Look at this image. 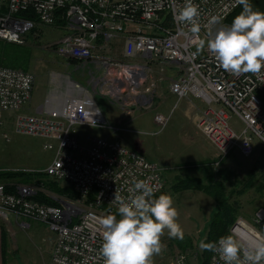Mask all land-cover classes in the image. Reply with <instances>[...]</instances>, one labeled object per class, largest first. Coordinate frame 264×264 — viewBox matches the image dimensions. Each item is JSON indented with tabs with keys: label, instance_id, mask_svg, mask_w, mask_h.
Listing matches in <instances>:
<instances>
[{
	"label": "built area",
	"instance_id": "2783aa9c",
	"mask_svg": "<svg viewBox=\"0 0 264 264\" xmlns=\"http://www.w3.org/2000/svg\"><path fill=\"white\" fill-rule=\"evenodd\" d=\"M185 0H0V39L24 44L26 35L37 25L54 26L61 19L65 34L56 51L88 68L92 94L71 82L76 95L60 96L53 107L46 102L44 113L21 111L33 91L34 76L29 71L0 66V126L4 113H13L11 130L20 135L46 140L45 149L54 157L43 172L55 183L70 186L77 194L57 206L34 200L26 188L10 193L0 182V219H30L54 233L48 264H103L99 256V221L117 213L112 202L116 190L129 195L133 180H147L157 196L164 175L156 161L120 138L87 136L82 145L77 126L102 127L106 118L95 102V95L108 100L124 114L153 110L158 80L156 74H169L168 89L177 102L188 97L204 101L196 126L220 157L232 148L249 157L259 144L264 148V70L232 75L224 71L200 41L226 23L228 15L240 4L237 0H193L199 8L200 32L175 17ZM33 11L35 20L19 13ZM220 23H210L212 17ZM28 36V35H27ZM122 42L117 55L114 44ZM169 110V111H170ZM155 111L153 122L164 128L170 113ZM237 122L239 128L233 124ZM5 140L7 133L2 134ZM93 198L89 200L90 193ZM60 197V196H59ZM119 219V216H117ZM254 227L239 220L229 228L244 247L264 240V209L254 214ZM24 226V224H21ZM219 239V238H218ZM217 239V240H218ZM176 264H186L179 255ZM208 264H223L211 252Z\"/></svg>",
	"mask_w": 264,
	"mask_h": 264
},
{
	"label": "rangeland",
	"instance_id": "374dc122",
	"mask_svg": "<svg viewBox=\"0 0 264 264\" xmlns=\"http://www.w3.org/2000/svg\"><path fill=\"white\" fill-rule=\"evenodd\" d=\"M64 34L65 29L59 24L37 25L27 34L28 36L26 35L27 41L21 44L30 51L26 70L34 76L33 89L36 98L42 97L44 100L52 82L89 80L88 68L79 67L76 61H71L57 53L56 44ZM121 48L122 42L119 41L114 44L112 53L119 54ZM156 77L158 84L162 80L170 79L169 74H156ZM156 96H159L158 91ZM98 101L101 112L107 120L106 123L102 127L80 128L86 133L90 131L95 135H102V130H112L125 145L141 151L146 157L156 161L164 175V183L159 195L170 194L174 201L173 206L179 212L178 223L181 222L180 217L183 219L184 225L181 226L184 232L183 239L170 238L165 230L161 237V243L165 247L160 254L153 257V264H176L175 260L179 255H184L186 264H202L205 261L211 251L201 250L199 245L201 242H215L218 239L217 237L210 241L209 233L210 220L218 206L216 196L221 191L223 201L226 202L225 206L232 209L235 220L249 227H256L254 214L258 209H264L263 147L258 144L249 157L242 156L237 148H232L226 156L220 157L211 143L199 132L196 126L198 116L196 117L192 109L187 112L180 110L173 119L175 108L171 109L169 121L164 128H160L152 119L153 113L158 111L156 103L153 110L142 109L124 114L108 100L98 97ZM172 106L173 104L170 107ZM232 122L239 128L235 120ZM47 179L54 182L48 177ZM1 182L6 184L5 180ZM17 182H12L18 184L15 186L17 193L24 188H26L24 191L28 190L30 193L37 190L36 183ZM216 182H221L223 186L221 191L215 189L216 187L211 189ZM58 185L67 186L63 183ZM54 197L59 204L68 201L65 197L56 195ZM194 203L196 204L192 205ZM34 227L32 225L31 229L36 231L37 228ZM29 231L22 232L18 236L10 232L11 246L14 247L18 242L17 239H20L19 243L25 244L26 258L35 256L38 263L44 261L43 264H48L50 260L48 235L49 232L52 234V240L54 234L49 229V232L44 230L41 236L30 234ZM12 252L13 259H19L20 251L14 247Z\"/></svg>",
	"mask_w": 264,
	"mask_h": 264
},
{
	"label": "clouds",
	"instance_id": "9594fccd",
	"mask_svg": "<svg viewBox=\"0 0 264 264\" xmlns=\"http://www.w3.org/2000/svg\"><path fill=\"white\" fill-rule=\"evenodd\" d=\"M237 3L243 8L231 25L209 32L200 44H206L224 71L259 76L264 70V12L253 10L249 0ZM199 15L198 5L185 0L175 18L188 25L191 33L198 34ZM210 23H220V17H212ZM132 185L127 197L116 190L112 202L118 206L117 213L99 221V256L103 264H153V257L165 247L161 243L165 230L170 238L184 237L172 196H155V188L147 180H133ZM199 247L217 253L223 264H264V240L254 247H244L232 234H227L215 242H201Z\"/></svg>",
	"mask_w": 264,
	"mask_h": 264
},
{
	"label": "crops",
	"instance_id": "0c3cea01",
	"mask_svg": "<svg viewBox=\"0 0 264 264\" xmlns=\"http://www.w3.org/2000/svg\"><path fill=\"white\" fill-rule=\"evenodd\" d=\"M71 82L78 83L84 88H86L92 94L94 93L92 85L89 84V80H69L68 82L64 80H59V82L51 83L46 94L47 97L44 100L42 97L36 98L33 89L30 100L28 101L27 104L23 106L21 111L28 114L44 113L43 110L47 108L46 106L47 101L49 102V106L53 107L57 104L58 97L76 95L77 92L73 90ZM84 85H86V87ZM168 85H169V80L160 81L159 84L157 85L158 86L157 91L159 93V96H156L155 98L156 109L158 111L165 113L170 110L171 108L170 106L172 104L174 105L176 103V98L173 94L170 93L168 89ZM98 97H99L98 95H95V102L99 106L100 102L98 101ZM204 107H205V103L200 98L193 96L184 98L177 102V106L174 109V114L172 115V119L176 117L177 113L180 110L182 112H187L191 109L194 111L197 117ZM4 119H5L4 125L0 126V172L16 171V170L43 172L46 166L52 161L54 157V150L45 149L44 144L46 143V140L40 137L20 135L14 133L11 130L12 122H13V113H4ZM80 127L81 126L76 127V134L79 143L82 145H88L90 143V141L87 140V136H91V137L104 136L112 139L118 138L117 133L109 129L102 130L103 132L102 135H95L90 131L88 133L84 132V130L81 129ZM3 133H7L9 135L8 140H5L3 138L2 136ZM147 158L153 160L150 157ZM163 167L165 168V165ZM5 182L7 185L13 186L14 188L15 186L18 185L12 183V182H17L13 180H7ZM36 191H41L44 194L48 195L50 198L57 200L56 197H54L55 195L54 193L47 191L43 187L37 186V190H35V192ZM195 204L196 203L192 205ZM179 219L181 220L180 225L183 226L184 222L182 221L183 220L182 217H180ZM3 222L4 221L0 219V264H35V263L43 264L44 261H42V263H38L37 257L35 256H31L29 258L25 257L24 255L25 244L24 243L20 244L19 243L20 239H17L18 242H16V244L14 245V247L20 251V254L18 256L19 259L14 260L13 252H12L14 247L11 246L9 236H10V232L18 236L19 234H22V232L25 233V231L27 232L29 230H30L29 231L30 234L41 236V233L44 230L48 231L47 227H45L42 223H38L30 219L12 218L10 222H8L9 224H5L6 222L4 223ZM21 224H24V226H22ZM32 225L35 226L34 228H37L36 231L31 229ZM51 235L52 234L49 232L48 235L49 237L48 243L50 244L49 251H51L54 241V238L51 240ZM49 256H50V252H49Z\"/></svg>",
	"mask_w": 264,
	"mask_h": 264
},
{
	"label": "trees",
	"instance_id": "16d2710c",
	"mask_svg": "<svg viewBox=\"0 0 264 264\" xmlns=\"http://www.w3.org/2000/svg\"><path fill=\"white\" fill-rule=\"evenodd\" d=\"M249 3L252 5L253 10L264 12V0H249ZM242 8L243 6L239 5L236 9H234L226 18V23L231 25L233 18L242 11ZM2 11H4V8L0 7V13ZM19 15L28 17L32 20L36 19L35 14L31 10L19 13ZM62 23L63 22L61 21V19L56 20V24L62 25ZM29 53V49L21 44L11 43L0 39V66L11 68L22 67V70L27 71L26 65L29 59ZM220 173L221 172H219L218 175H220ZM1 180H16L24 184L36 183L37 186L39 185V187H43L47 191H50L57 196L65 197L67 199H75L77 197L76 192L70 186H59L57 183L48 180L44 172L22 170L1 171L0 182ZM214 184V187L212 186L211 189H214L216 187L215 189H220L221 191L223 187L221 182H216ZM6 190L10 193H16L15 188L10 185H6ZM30 198L48 205H59L56 200L50 198L48 195L44 194L41 191H36L31 195ZM92 198L93 192L90 193L88 199L91 200ZM216 198L218 200V206L216 207V210L210 220V241L216 239L217 237L220 238L221 236L227 235L229 228L236 221L234 215H232V209L225 206L226 202L223 201L222 191L219 192ZM210 254L206 256L205 261L202 264H208Z\"/></svg>",
	"mask_w": 264,
	"mask_h": 264
}]
</instances>
